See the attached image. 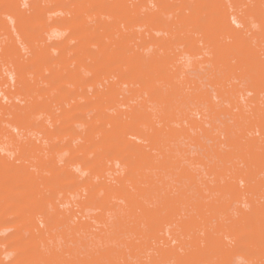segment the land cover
<instances>
[{"label": "rangeland", "instance_id": "374dc122", "mask_svg": "<svg viewBox=\"0 0 264 264\" xmlns=\"http://www.w3.org/2000/svg\"><path fill=\"white\" fill-rule=\"evenodd\" d=\"M0 264H264V0H0Z\"/></svg>", "mask_w": 264, "mask_h": 264}, {"label": "bare ground", "instance_id": "6f19581e", "mask_svg": "<svg viewBox=\"0 0 264 264\" xmlns=\"http://www.w3.org/2000/svg\"><path fill=\"white\" fill-rule=\"evenodd\" d=\"M226 22V21H225ZM226 24V23H225Z\"/></svg>", "mask_w": 264, "mask_h": 264}]
</instances>
